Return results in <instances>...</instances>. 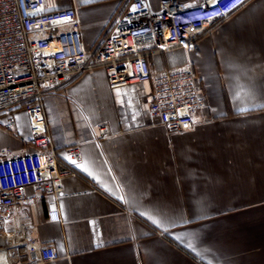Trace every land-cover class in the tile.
Returning a JSON list of instances; mask_svg holds the SVG:
<instances>
[{
  "label": "crops",
  "instance_id": "crops-1",
  "mask_svg": "<svg viewBox=\"0 0 264 264\" xmlns=\"http://www.w3.org/2000/svg\"><path fill=\"white\" fill-rule=\"evenodd\" d=\"M164 1L201 2L144 0L152 11ZM130 3L45 0V9L73 7L92 54ZM148 62L157 72L193 67L206 107L192 128L168 133L149 116L150 84L111 90L103 68L45 95L55 155L66 160L78 146L80 157L58 199L39 196L12 211L0 249L4 238L25 243L28 231L57 258L15 263L6 249L0 264H264V0H249L198 40ZM9 121L0 151H35L23 109L0 114L1 124Z\"/></svg>",
  "mask_w": 264,
  "mask_h": 264
},
{
  "label": "built area",
  "instance_id": "built-area-1",
  "mask_svg": "<svg viewBox=\"0 0 264 264\" xmlns=\"http://www.w3.org/2000/svg\"><path fill=\"white\" fill-rule=\"evenodd\" d=\"M248 1L201 0L188 7L164 1L152 11L144 0H131L88 54L73 7L48 12L45 0H0V114L23 109L35 147L21 154L0 151V230L16 207L34 204L39 196L58 199L62 180L75 174L72 164L79 160V148L69 147L66 160L55 155L45 122V95L62 90L82 73L103 68L111 90L149 83L150 118L168 133H183L206 107L196 72L190 65L157 72L148 56L186 47ZM13 127V121L0 123L4 131ZM97 130L100 136L107 133L105 126ZM49 218L59 220L56 211ZM24 240L11 249L15 263L33 254L41 263L57 258L52 247L37 246L27 235Z\"/></svg>",
  "mask_w": 264,
  "mask_h": 264
},
{
  "label": "water",
  "instance_id": "water-1",
  "mask_svg": "<svg viewBox=\"0 0 264 264\" xmlns=\"http://www.w3.org/2000/svg\"><path fill=\"white\" fill-rule=\"evenodd\" d=\"M26 235L27 236L29 235L28 231ZM4 242H5V245L0 249V251H5L6 249H12L13 247L18 246V245H24V243L13 244L11 238H4ZM10 251H13V250H10Z\"/></svg>",
  "mask_w": 264,
  "mask_h": 264
}]
</instances>
